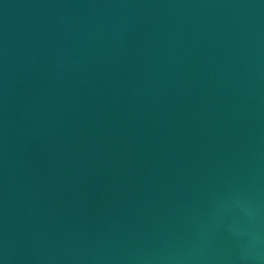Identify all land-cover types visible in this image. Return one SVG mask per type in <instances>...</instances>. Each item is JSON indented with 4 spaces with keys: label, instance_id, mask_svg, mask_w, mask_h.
Returning a JSON list of instances; mask_svg holds the SVG:
<instances>
[{
    "label": "water",
    "instance_id": "1",
    "mask_svg": "<svg viewBox=\"0 0 264 264\" xmlns=\"http://www.w3.org/2000/svg\"><path fill=\"white\" fill-rule=\"evenodd\" d=\"M0 264H264V0H0Z\"/></svg>",
    "mask_w": 264,
    "mask_h": 264
}]
</instances>
